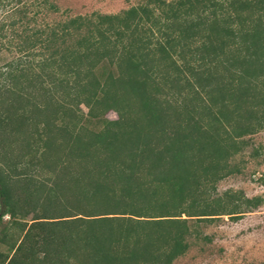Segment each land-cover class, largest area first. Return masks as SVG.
I'll use <instances>...</instances> for the list:
<instances>
[{
    "label": "trees",
    "instance_id": "1",
    "mask_svg": "<svg viewBox=\"0 0 264 264\" xmlns=\"http://www.w3.org/2000/svg\"><path fill=\"white\" fill-rule=\"evenodd\" d=\"M45 41L36 74L0 71V264H171L260 204L209 195L264 129V0H144Z\"/></svg>",
    "mask_w": 264,
    "mask_h": 264
},
{
    "label": "rangeland",
    "instance_id": "2",
    "mask_svg": "<svg viewBox=\"0 0 264 264\" xmlns=\"http://www.w3.org/2000/svg\"><path fill=\"white\" fill-rule=\"evenodd\" d=\"M143 1L0 0V71L17 61L31 75L36 74L39 59L58 46L45 41L51 29L75 17L92 20L95 15L119 14ZM2 81L0 78V83ZM31 95H34L32 102L38 103V92ZM80 110L86 112L83 106ZM106 118L114 120L116 115L110 111ZM242 139L247 142L246 146L227 161L236 172L216 182L214 191L208 194L209 199L231 191L246 199L258 197L260 204L256 208L241 206L242 213L236 218L222 215L193 226L197 237L186 238L187 251L171 264H264V129ZM2 221L5 223L8 218L3 217ZM8 229L9 233L15 231ZM0 252H6V244L0 243Z\"/></svg>",
    "mask_w": 264,
    "mask_h": 264
}]
</instances>
